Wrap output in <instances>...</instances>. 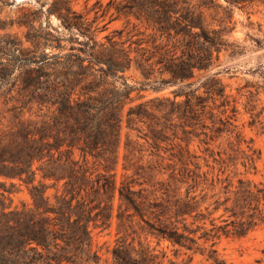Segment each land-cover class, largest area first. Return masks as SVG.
I'll list each match as a JSON object with an SVG mask.
<instances>
[{"label":"trees","instance_id":"1","mask_svg":"<svg viewBox=\"0 0 264 264\" xmlns=\"http://www.w3.org/2000/svg\"><path fill=\"white\" fill-rule=\"evenodd\" d=\"M224 1L240 7L264 2ZM45 3L38 9L22 6L17 17L0 20V264H187L166 260L147 241L149 236L190 251L200 248L201 239L211 241L208 260L225 264L216 239L245 236L264 224V184L237 172L236 185L229 175L224 180L210 175L189 149L192 137L214 140L228 132L237 144L229 153L219 151L218 158L210 154L222 173L237 164L246 172L255 170L259 159V150L234 123L236 107L228 114L230 100L222 82L205 75L200 87L206 95L193 88V79L212 69L230 45L227 26L211 27L203 8L227 13V6L218 0H119L118 11L144 21L164 38L153 50L137 43L133 56L124 44L90 35L91 23L71 0H54L47 8ZM51 14L59 20L56 27L48 20ZM14 26L25 28L22 36L11 31ZM133 66L140 80L131 83L125 74ZM169 84L186 91L176 92L174 99L155 97L131 105L134 91H160ZM210 103L222 108L220 114ZM125 122L145 143L127 138L118 182ZM176 138L181 141L178 162L163 166L145 161L150 148L160 150ZM225 181L223 198L216 192L209 196L216 183ZM8 182L25 185L32 203L12 207ZM208 198H214L211 211L203 208ZM221 207L227 217L217 225L211 215ZM114 216L117 238L105 261L94 245L93 230L107 229ZM207 219L211 228L204 226Z\"/></svg>","mask_w":264,"mask_h":264},{"label":"rangeland","instance_id":"2","mask_svg":"<svg viewBox=\"0 0 264 264\" xmlns=\"http://www.w3.org/2000/svg\"><path fill=\"white\" fill-rule=\"evenodd\" d=\"M52 1L54 0H40L38 3L37 0H0V20H9L12 17H17L20 14L19 9L22 6L38 9L42 2H46L44 8H47ZM71 1L74 9L83 14L88 22L91 23L92 33L90 35L94 36L100 42L111 40L124 44L125 47L132 49L133 56L137 54L134 51L139 47L137 43L143 41L142 46L153 50L152 46L154 44H158L164 40V38L160 39L159 34L144 21L138 20L133 15L118 11L116 6L119 0ZM188 1H191L193 4L200 3V0ZM218 2L223 6H227V13L222 9H208L204 7L205 22L211 27L216 28L227 26L226 38L230 45L221 52L219 61L212 69L199 73L193 79L195 82L193 88H199L201 86L200 81L204 79L205 75L215 76L219 79L225 87L228 100H230L228 114L233 115L234 113L231 111L232 106L236 107L237 112L235 117H233V120L235 119L234 123L242 133L244 139L250 141L259 150L260 155L255 170L246 172L241 164H237L236 168L230 165L222 173L220 171V165L214 162L210 154L214 152V156L218 158L217 153L219 151H227L229 153L232 143L237 144L235 134L224 132L220 136H215L214 140H211L209 137L206 138L205 135L192 137L189 149L192 153L199 156L198 160L202 165V170H210L212 172L210 175H219L222 180L229 175L234 185L237 184L238 176L245 177L256 184H264V2H256L246 7L228 6L224 0H218ZM225 18L226 21L223 22L224 24L220 25L221 21ZM47 19L46 15L43 16L44 22ZM48 20L55 27L59 25V20L55 14H51ZM11 31L17 32L22 36L25 28L14 26ZM74 33L76 34V31ZM80 38L85 39V36L80 35ZM154 40H156L155 43L153 42ZM125 76L129 82L134 83L136 80H140V71L133 66L127 71ZM185 91L186 89L183 90L182 86L177 84L165 85L160 91H155L151 88L144 91L136 90L132 94L135 101L131 105L155 97H169L174 99L176 92L183 93ZM199 93L204 96L206 95L203 87H200ZM177 99H184V96L177 97ZM219 103L220 101L216 102L217 105ZM210 105L214 107L215 114H220L219 112L222 108H217L212 103ZM1 110L2 105L0 106V113ZM206 116L208 117L209 114ZM1 118L2 115L0 116ZM2 123L6 125L7 121L3 120ZM206 123L209 126L212 125L210 119H206ZM208 133L209 135H217L209 131ZM138 135L141 136L136 130L128 129L126 122L124 123L119 148V164L116 170L118 182L122 180V175L124 174L122 163L127 138L129 137L133 140L138 139L140 143H145V140L139 138ZM182 136V129L179 128L178 137ZM180 142L176 138L164 142L160 150H151L150 148V150L146 151L145 161L151 160L154 164L161 162L163 166L178 162V157L175 155L178 152L176 145ZM182 145L184 146V143ZM243 146L245 147L244 144ZM145 148H147V144H145ZM151 151L155 155H149ZM222 157H226V155L223 154ZM206 159L209 160L208 164L210 166H214V169L207 166ZM236 172L238 176H235ZM131 173L132 171H129L127 175ZM168 173L169 171H167ZM209 179V183H211V176ZM226 184V181L216 183L215 190H209V196L216 192L223 198L225 196L224 187ZM7 188L10 191L7 193V197H9L8 202L11 203L12 207L21 206L24 202L28 204L32 203L28 188L25 185L17 183L15 186H12L8 182ZM53 192V189L49 191V193ZM213 202L214 198H208L203 208L209 206V210H213ZM117 204L118 201L116 200L115 209ZM223 214L224 211L221 207L211 215V218H215V223L220 225L223 224L222 220L227 217L226 214L221 217ZM204 226L207 228L212 227L210 219L206 220ZM93 237L94 245L99 250L102 259L105 261L109 260L111 257V249L117 238V221L115 216L112 219L111 226L107 229L95 228L93 230ZM143 238L145 237L143 236ZM147 241L158 252L165 253L166 260L176 259L187 264H214L213 261L208 260V249H210L211 241L204 242L201 239L199 241L200 248L192 251L174 246L168 240L158 237L149 236ZM216 241L215 247L217 248L219 259L225 262V264H264V224L257 226L245 236L222 234ZM205 248L207 250L202 253V249Z\"/></svg>","mask_w":264,"mask_h":264}]
</instances>
